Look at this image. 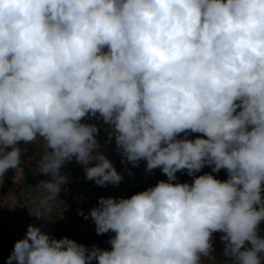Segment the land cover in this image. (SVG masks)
<instances>
[{
  "label": "clouds",
  "instance_id": "9594fccd",
  "mask_svg": "<svg viewBox=\"0 0 264 264\" xmlns=\"http://www.w3.org/2000/svg\"><path fill=\"white\" fill-rule=\"evenodd\" d=\"M97 113L128 162L167 181L90 210L111 250L29 225L7 264H201L217 231L231 264H262L264 0H0V180L40 137L46 209L73 157L118 186L98 127L81 123ZM206 165L228 178L195 176ZM181 170L191 184L173 183Z\"/></svg>",
  "mask_w": 264,
  "mask_h": 264
},
{
  "label": "rangeland",
  "instance_id": "374dc122",
  "mask_svg": "<svg viewBox=\"0 0 264 264\" xmlns=\"http://www.w3.org/2000/svg\"><path fill=\"white\" fill-rule=\"evenodd\" d=\"M99 113H97L96 116H86L81 120V123L85 124H95L99 132L103 133L104 135H110V133H113L114 135V129L112 126L106 123H98L97 120L99 119ZM103 120V119H102ZM19 146L22 148L21 153V163L22 164H32L35 167L39 168V161L43 157L41 155L42 152H46V144L45 141L37 137L36 140L32 141L29 144H24L23 142L19 143ZM10 150V149H9ZM97 154V153H96ZM112 163L115 169L118 173H120L123 177L122 181L118 186L108 184L107 186H98L94 180H88L86 178L85 174V165H83L80 169L77 170L76 178H72L70 175L66 176V186L68 187L67 191L63 192V201H57V203H66V206L62 209L58 208L57 203H53L54 209L58 208L57 212H54L55 214L47 213L49 211V208L46 211V216L43 220H38L37 222H33L30 225L38 226L41 228L42 231H44L46 234L54 236V230L47 227V224L50 221H53L56 217H63L65 220L68 221V219L72 217H80L82 221L81 225V231L79 233H74L69 239L76 241L78 244H83V239H89L90 236L93 233L96 232V225L94 220L90 216V210L97 206L98 201L101 197H114V198H130L133 194H130V192L137 187L138 185H143V188L136 192L139 193L141 191L146 190L149 187L155 186L160 180H163L164 177H167L161 170V168H156L150 171H147V174L145 177L142 176L143 169L140 168L139 172L135 171V166L131 162H128L126 157H124L118 150L114 151L112 154L106 156ZM146 160H141L138 162V165H146ZM88 167L94 166L93 164L87 165ZM176 175H180L186 178L185 183L191 184L194 177L189 176L187 174V170H181L176 173ZM197 175V173H195ZM45 178H49V175L44 176ZM135 193V194H136ZM76 199V202L73 206H70V201L73 199ZM60 206V205H59ZM83 213V214H80ZM48 215L54 216L50 220H48ZM85 216L88 218L85 219ZM28 228V227H27ZM27 228L22 229H15L13 231L8 232L10 235L9 243L3 244L1 243L0 246V264H7L8 257L11 255L14 245L18 240L22 239V235L19 233L20 231L23 232V238L25 237ZM19 231V232H18ZM65 231V230H63ZM64 235L59 238L63 239ZM56 239V238H55ZM57 239V240H59ZM1 241V239H0ZM101 245H104L106 247H100ZM100 249H106L111 250L112 246L109 245L108 242H100L99 246H96ZM3 256V257H2ZM13 264H16L15 261H13ZM92 264H98L97 261H93ZM201 264H213L211 260V255L209 257H204L201 260Z\"/></svg>",
  "mask_w": 264,
  "mask_h": 264
},
{
  "label": "trees",
  "instance_id": "16d2710c",
  "mask_svg": "<svg viewBox=\"0 0 264 264\" xmlns=\"http://www.w3.org/2000/svg\"><path fill=\"white\" fill-rule=\"evenodd\" d=\"M237 111H239V109H237ZM102 121H103L102 118H99L97 120L98 123H102ZM103 123H105V122L103 121ZM198 136L201 138H206L201 133H190L187 136V138L190 140H194ZM109 137H110V135H104L103 133L98 132V135H96V139H97V142L99 144V147L96 149L97 154L104 153L105 156H107V155H110L114 151L117 150V148L115 146V136L112 135L111 140ZM183 137H184L183 133L179 134V136H178V138H183ZM44 154H45V152L41 153V155H44ZM82 166L83 165L79 164L76 161L75 157H73V159L70 162H67L61 168V173L62 174H68L72 178H76L77 170L80 169ZM135 168H136L135 169L136 172H139L140 168H142L143 169L142 176L143 177L146 176V174H147L146 165H137V166H135ZM205 173H210L216 179H219L221 181H224L228 178L226 170L221 169L218 173H213L212 172V166H208V165H206L204 168H202L201 171L198 172L197 175H195V176L203 175ZM167 179H168L167 177L163 178V180H165V181H167ZM185 181H186L185 177L178 175L177 180L173 181V183H185ZM142 188H143V185L140 184L137 187H135L130 192V194H133V193L135 194L136 192L140 191ZM61 190H62V192L57 196L55 203H57V201L58 202L61 201V198L63 197V192L67 191L64 188H62ZM262 197H264V192H262ZM123 198H126V197H123ZM72 199L73 200L69 202L70 206H73L74 203L76 202L75 198H72ZM57 204H58L59 209H62L63 207L66 206V203H57ZM81 225H82V221H81L80 217H72L71 216L68 219V221L65 220L63 217H56L55 220L50 221L47 224V227L53 229L55 238L59 239L63 235H64V237H67V238L73 237L72 235L74 233H79L81 231ZM63 230H65V231H63ZM19 233L22 235V239H23V232L20 231ZM223 235H225V234L222 232H219V231L213 233L212 244H213L214 251L211 254V260H212L213 264H231V261L224 256L225 242L221 239V237ZM259 235L261 237H264V221H261V223L259 225ZM114 236H115V233L112 231H109L108 233L101 234V235H98L97 233H93L89 239H83V242H84L83 245H85L87 248L91 249L93 246H99L100 242H108L109 245L111 246L109 241ZM10 238H11L10 235L8 233H6V234H4V236L0 237V239H1L0 242L2 243V245L3 244L7 245L9 243L8 240H10ZM1 243H0V246H1ZM100 247L104 248L106 246L101 245ZM246 247H251V245L246 242ZM262 255H264V254H262ZM262 264H264V261H262Z\"/></svg>",
  "mask_w": 264,
  "mask_h": 264
},
{
  "label": "crops",
  "instance_id": "0c3cea01",
  "mask_svg": "<svg viewBox=\"0 0 264 264\" xmlns=\"http://www.w3.org/2000/svg\"><path fill=\"white\" fill-rule=\"evenodd\" d=\"M39 172L40 169L32 164H20L16 169H8L0 180V237L15 229L27 228L30 223L45 218L47 209L41 204L44 193L37 185L42 180H50L51 176L45 178L46 175ZM62 188L68 189L65 183ZM61 192L62 190L59 194ZM61 201H64L63 197ZM53 203L47 212L50 215L58 211V208L54 209ZM50 215L48 220L54 217Z\"/></svg>",
  "mask_w": 264,
  "mask_h": 264
},
{
  "label": "built area",
  "instance_id": "2783aa9c",
  "mask_svg": "<svg viewBox=\"0 0 264 264\" xmlns=\"http://www.w3.org/2000/svg\"><path fill=\"white\" fill-rule=\"evenodd\" d=\"M96 154V153H95Z\"/></svg>",
  "mask_w": 264,
  "mask_h": 264
}]
</instances>
